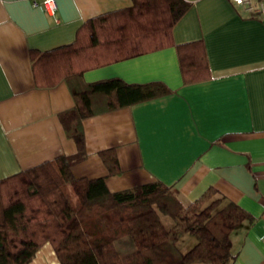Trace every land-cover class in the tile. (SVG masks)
Masks as SVG:
<instances>
[{
	"label": "crops",
	"instance_id": "obj_1",
	"mask_svg": "<svg viewBox=\"0 0 264 264\" xmlns=\"http://www.w3.org/2000/svg\"><path fill=\"white\" fill-rule=\"evenodd\" d=\"M0 0V179L77 145L59 112L73 106L65 81L36 86L30 50L69 44L89 18L133 0ZM174 44L88 69L87 82L160 80L172 91L83 121L87 156L75 177L105 176L110 190L161 180L186 200L215 187L253 215L232 233V264H264V16L234 0H188ZM202 40L211 75L184 83L177 44ZM115 147L122 171L110 174L99 151ZM30 264H60L49 242ZM191 264H207L193 262Z\"/></svg>",
	"mask_w": 264,
	"mask_h": 264
},
{
	"label": "trees",
	"instance_id": "obj_2",
	"mask_svg": "<svg viewBox=\"0 0 264 264\" xmlns=\"http://www.w3.org/2000/svg\"><path fill=\"white\" fill-rule=\"evenodd\" d=\"M190 7L188 0H133L129 7L87 19L69 44L30 50L36 86L65 81L70 88L74 104L58 116L77 152L0 179V264H30L46 242L60 264H232V233L253 215L215 187L188 201L161 180L112 191L105 176L75 177L72 172L87 156L85 118L172 91L160 80L87 82L84 72L174 44L173 28ZM176 46L184 83L210 77L201 39ZM99 155L110 174L122 171L115 147ZM161 213L172 218L171 227ZM188 234L195 243L182 251L179 242ZM124 236L136 249L122 255L115 242Z\"/></svg>",
	"mask_w": 264,
	"mask_h": 264
},
{
	"label": "rangeland",
	"instance_id": "obj_3",
	"mask_svg": "<svg viewBox=\"0 0 264 264\" xmlns=\"http://www.w3.org/2000/svg\"><path fill=\"white\" fill-rule=\"evenodd\" d=\"M71 190V189H70ZM72 197L77 203V198L73 191L71 190ZM161 217L163 222L168 226L171 227L173 225V220L169 215H165L161 213ZM192 235L188 234V237H182L181 241L179 242L180 248L182 251L189 250L195 243L194 237H190ZM116 246L120 254L124 255L130 253L136 249V246L130 236H124L116 240Z\"/></svg>",
	"mask_w": 264,
	"mask_h": 264
},
{
	"label": "built area",
	"instance_id": "obj_4",
	"mask_svg": "<svg viewBox=\"0 0 264 264\" xmlns=\"http://www.w3.org/2000/svg\"><path fill=\"white\" fill-rule=\"evenodd\" d=\"M236 4L242 5L248 12H256L264 16V0H234ZM42 5L46 12L55 14L58 9L56 0H43Z\"/></svg>",
	"mask_w": 264,
	"mask_h": 264
}]
</instances>
